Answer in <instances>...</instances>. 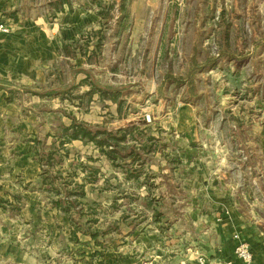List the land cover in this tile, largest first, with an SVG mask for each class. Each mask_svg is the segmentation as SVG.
<instances>
[{
  "label": "rangeland",
  "instance_id": "374dc122",
  "mask_svg": "<svg viewBox=\"0 0 264 264\" xmlns=\"http://www.w3.org/2000/svg\"><path fill=\"white\" fill-rule=\"evenodd\" d=\"M60 1L9 0L16 11L0 20L34 24L33 35L54 31ZM69 2L103 13L102 30L82 39L81 47L62 46L59 58L39 59L33 77L0 86L9 106L0 103V200L9 202L0 207V264H200L202 257L210 263L222 237L216 230L226 220L264 227V2L249 15L252 38L211 35L194 66L186 63L190 55L177 53L173 73L163 48L153 72L142 74L134 66L142 57L146 68L152 62L146 54L125 56L122 47L116 54L114 36L130 28L129 8L125 13L123 5V13L119 0ZM77 49L89 61L77 57ZM148 75L158 77L156 91L150 77L137 79ZM92 88L121 94L115 103L86 95ZM74 120L108 132L137 130L120 144L114 164L93 144L60 146L62 128ZM36 140L46 152L55 142L59 163L41 167ZM131 147L136 155L130 156ZM59 198L70 203L81 232L102 233L100 244L81 232L73 240L70 216L53 207Z\"/></svg>",
  "mask_w": 264,
  "mask_h": 264
},
{
  "label": "crops",
  "instance_id": "0c3cea01",
  "mask_svg": "<svg viewBox=\"0 0 264 264\" xmlns=\"http://www.w3.org/2000/svg\"><path fill=\"white\" fill-rule=\"evenodd\" d=\"M124 1H126L125 4ZM119 2V7L123 13L124 8L125 13L129 8L128 25L130 28L125 32L120 31L119 34L116 32L117 35L114 36L118 49L116 54L121 56V47V53H126L125 56L130 55L135 58L146 54L148 61L152 60V62H147L148 65H145L146 68H144L141 57L138 67L136 62L134 66V71L137 72L135 67L140 68L142 74L153 72L163 48L168 50V73H173L177 53L190 55V60L186 63L188 66H194L195 56H199L203 49L202 40L210 39L211 35L212 38L216 36L217 39L230 41L252 38L251 31L248 29V22L250 21L248 18L253 7H263L264 0H119ZM10 5L9 0H0V19L9 10L16 11L14 8L11 9ZM65 10L56 15L58 16L56 24L51 29L54 31L46 32L43 29H38L42 31L38 33L39 35H33L37 28L34 24L26 25L27 23L22 24L20 21H15L13 26V24L7 23L11 33L0 37L1 87L4 85L2 82H10L12 77L15 80L25 76L33 77L35 65L39 59L55 58L56 55L59 58L62 46L69 45L70 48L75 46L73 49L77 48V45L81 47L82 39H86L90 35L94 36L98 30H102L104 24L100 13L83 8L77 9L73 6H71V10L69 8ZM119 15L116 19L122 23ZM118 23L116 28L119 27ZM49 37H52L51 41L48 39ZM95 40L98 38L96 37ZM119 41L121 42L119 43ZM35 43L40 44L37 50L33 49ZM175 43L179 46L178 50L175 48ZM87 44L89 49H93L91 42H87ZM95 46L97 49L99 45L96 43ZM228 50L231 48H227ZM232 50L231 54L235 52V49ZM79 51L77 49L75 52L77 57L84 55L82 60L89 61L85 52ZM149 77L154 84L152 91H156L157 76L156 80L151 75L141 76L137 79L142 82L148 80ZM165 79V77L161 79V84L166 81ZM168 79L178 81L172 75H168ZM7 95L8 93L4 89L0 90L1 105H7L6 102L3 104ZM183 106L185 105L183 104ZM6 107L9 108V106ZM234 214V211H231V216ZM231 224H234L233 228H229ZM226 228L229 231L227 235ZM221 230L222 232H219ZM216 233L218 235L220 233L222 237L217 238V246L215 243L212 245L217 247V252L214 251L217 255L208 264H243L235 253L237 242L234 240V236L236 234H239L241 239L251 247L255 264H264L263 226L259 227L256 222L251 223L248 220L236 218L234 222L231 219L226 220L224 225L218 226Z\"/></svg>",
  "mask_w": 264,
  "mask_h": 264
},
{
  "label": "trees",
  "instance_id": "16d2710c",
  "mask_svg": "<svg viewBox=\"0 0 264 264\" xmlns=\"http://www.w3.org/2000/svg\"><path fill=\"white\" fill-rule=\"evenodd\" d=\"M60 3H61V5L60 6L58 5V7H56L57 12H63L64 11L62 9V4H66L67 6H69V8L71 10V4H70L69 0H62V1H60ZM100 15L104 17L103 13H100ZM66 49H67V47H66ZM95 93H99L100 96L102 97V99L107 98V99H109L115 103L118 102V97L121 94V92L116 91L114 89H112V90H110V89L100 90V89L92 88L90 91L87 92L86 95L92 97ZM13 94H14L13 91H9V97L7 99L9 103L12 102ZM49 94H51V95H49L50 97L54 96L53 92H51ZM134 130H137V129H136V127L132 126L130 128H127V129H120L116 132H108L106 130L99 129L98 127L95 129L94 127H91L90 125L85 124V123H77L74 120L73 123L70 124V126H68V127L64 126L62 128L65 141H60V146L64 147V145L66 144L64 142H67V144H69V143H73L76 141H80L84 144H93L99 150V152L102 156L106 157L109 161H111L115 164V162L118 161V158L120 156V151H119L120 144L122 142H126L127 135H131ZM34 143H35L34 152L36 155V161H38V163L41 165V167L51 168V166H53L56 162L59 163V161L57 159L58 150L56 148L55 142L52 143V146L49 148V150L47 152L44 148L40 149L39 141L36 140V141H34ZM144 148H145L144 149L145 151L152 152L151 147H148L147 145H145ZM135 150L136 149L134 147H131L130 156H133L135 154ZM137 171H138L137 169L136 170L132 169L130 172H132V174H134ZM48 173H49V171H44V173L41 175L42 179H44V181H46V178H48L47 177ZM138 173L139 172H137V174ZM136 177H138V175ZM55 180L56 179L53 178L52 183H51L52 187L54 186ZM79 187L82 190L79 193V197L85 198L86 195H85V192L83 191L84 184L79 185ZM56 191H57L58 195L63 194V193H61V191L59 189H56ZM69 194H74V193L72 191H70V193H68V195ZM76 194H78V193H76ZM15 198L19 199L18 196H15ZM8 203H9L8 201H4V200L1 201L0 200V207L4 208V204H8ZM52 204H53L54 208L58 209L59 211L63 212L64 214L70 216V221L72 222L73 227L75 228L74 231H72L71 235H72L73 240L78 241L79 240L78 239V232H81L83 229L79 223H77L75 220H73L72 214H71L72 211H71L70 203H66L62 198H59L57 200H54L52 202ZM162 215H163V213H161L159 216H162ZM81 233H83L84 236H89L96 244H100L99 239H100L102 233L94 232V233L90 234V233H86L84 231ZM94 254L99 255L98 252H96ZM89 256L94 257V255H89Z\"/></svg>",
  "mask_w": 264,
  "mask_h": 264
},
{
  "label": "built area",
  "instance_id": "2783aa9c",
  "mask_svg": "<svg viewBox=\"0 0 264 264\" xmlns=\"http://www.w3.org/2000/svg\"><path fill=\"white\" fill-rule=\"evenodd\" d=\"M12 1H15V0H12ZM10 33H11V29L9 25L4 21H0V37L9 35ZM147 120L149 121V119ZM234 238L237 242L236 249H235L237 258L243 264H255L253 252L249 244L243 241L238 235H235ZM199 262L200 264H208V262L203 257L200 258Z\"/></svg>",
  "mask_w": 264,
  "mask_h": 264
}]
</instances>
